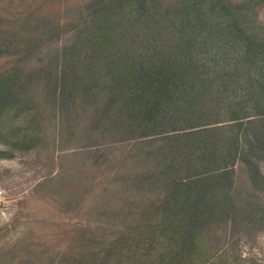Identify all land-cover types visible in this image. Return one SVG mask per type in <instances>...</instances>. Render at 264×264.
Here are the masks:
<instances>
[{
  "label": "trees",
  "instance_id": "1",
  "mask_svg": "<svg viewBox=\"0 0 264 264\" xmlns=\"http://www.w3.org/2000/svg\"><path fill=\"white\" fill-rule=\"evenodd\" d=\"M261 2L96 0L97 15L78 22L56 54L62 66L46 70L68 117L99 99L86 139L114 132L115 142L150 145L146 154L159 155L166 187L156 211L166 241L150 264H177L200 248L202 232L234 203L237 168L258 170L264 161ZM24 87L18 76L0 74V115L23 100ZM236 214L250 216L245 226L264 217L249 204L235 206L232 220Z\"/></svg>",
  "mask_w": 264,
  "mask_h": 264
},
{
  "label": "rangeland",
  "instance_id": "2",
  "mask_svg": "<svg viewBox=\"0 0 264 264\" xmlns=\"http://www.w3.org/2000/svg\"><path fill=\"white\" fill-rule=\"evenodd\" d=\"M94 1L0 0V74L25 85L23 100L0 115V264H150L166 241L156 211L166 187L159 155L115 142L114 132L86 139L99 99L68 117L47 86L46 70L62 66L56 54L76 24L97 15ZM255 13L264 32V2ZM139 174L157 182L141 184ZM235 178L228 213L175 263L264 264V217L248 226L250 216L231 219L239 204L264 212V161L258 170L237 168Z\"/></svg>",
  "mask_w": 264,
  "mask_h": 264
}]
</instances>
